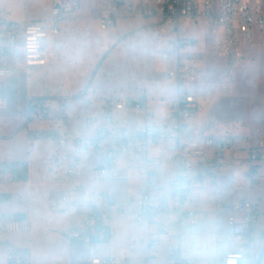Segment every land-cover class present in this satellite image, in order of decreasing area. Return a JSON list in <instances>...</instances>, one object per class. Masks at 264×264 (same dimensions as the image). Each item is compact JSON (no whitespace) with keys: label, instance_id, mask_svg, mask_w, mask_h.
Segmentation results:
<instances>
[{"label":"built area","instance_id":"built-area-1","mask_svg":"<svg viewBox=\"0 0 264 264\" xmlns=\"http://www.w3.org/2000/svg\"><path fill=\"white\" fill-rule=\"evenodd\" d=\"M79 7V0H52L49 20L25 23L14 21L6 9L0 8V85L29 68L45 66V40L51 34L58 35L63 21ZM131 19L155 20L156 32L165 41L161 57L163 76L176 83V95L156 99L165 111L163 123L153 122L157 113L150 105L147 88H141L135 96L86 98L82 134L66 129L75 98H33L29 103L31 120H48L55 102L57 118L64 128L58 136L47 139L55 152L51 164L55 169H64L69 185L53 210L80 218L82 225H69L61 234L71 246L86 251L81 264H129L127 256L110 249L112 216L128 211L134 214L139 227L152 230L151 245L167 248L171 264H242L243 253L228 250L226 241H220L216 253L204 259L187 258L183 253L184 234L210 220L208 212L198 208L200 190L222 191L229 156L241 143L246 144L247 152L244 185L250 189L264 188V132L239 137L214 130L203 132L193 126L192 120L200 111L195 86L203 74L194 58L197 41L184 32L196 31L203 19L209 32L218 37L216 49L227 73L233 75L256 33L264 31V10L258 0H219L216 9L212 0H204L201 8L195 0H143L138 4L105 0L99 24L102 30H114L119 21ZM14 61L22 66L12 65ZM129 112L142 115L144 123L128 124L125 114ZM73 118L80 116L75 113ZM161 143H166L169 160L176 166L175 176L168 184L162 180L157 159L150 155ZM126 155L142 162L137 194L125 207L110 204L106 210H100L98 204L111 203L112 196L108 192H92L82 182H73L86 157L93 162L91 180H120L118 162ZM5 199L0 195V201ZM214 212L226 213L228 224L240 227L236 237L247 247L257 241V233L264 226V208L257 200L217 197ZM31 228L29 219H0L1 234L28 232ZM6 261L24 264L25 258L22 251L8 249Z\"/></svg>","mask_w":264,"mask_h":264},{"label":"rangeland","instance_id":"rangeland-1","mask_svg":"<svg viewBox=\"0 0 264 264\" xmlns=\"http://www.w3.org/2000/svg\"><path fill=\"white\" fill-rule=\"evenodd\" d=\"M46 3L47 0H0V4L9 5L12 8V19H25L31 14H38L39 11L46 9L44 8ZM81 3L80 14L84 13L85 17L80 24L84 29L74 27L72 35L71 29L69 30L74 58L69 57V64L62 56L63 63L59 72L50 73L48 76H38V83L46 86V93H52L53 90L56 93L60 83L61 93L74 95L71 98L88 95L97 99L95 97L130 95L144 86L153 97L173 96L174 81L166 80L163 76L165 67L161 57L165 41L157 34L156 25L150 24L147 19H132L119 23L115 31L102 30L97 13L105 0H81ZM258 5L264 10V0H258ZM13 9L20 12L22 16L17 15L18 13ZM129 27L133 28L126 30ZM124 30H126L125 35L121 33ZM109 41L112 43L105 45V42ZM67 54H70V50L65 53ZM245 54L244 61L234 70V74L230 75L225 69L221 53L213 46L210 38L206 45H201L199 48L195 61L201 68L203 76L199 92L195 90L200 107L195 123L201 129L207 132L214 130L218 133L235 134L239 137L254 136L258 131L264 132V31L256 33L254 40L247 46ZM102 58H104L103 62L97 70ZM77 105L82 108L81 102ZM156 112V121H163V111ZM35 121L41 126L44 125L42 120ZM46 137L45 134L35 137L43 142L38 145L35 151L36 156L31 159L34 162L38 157L44 158L45 162L47 156L51 158L54 153V149L48 146ZM6 150L8 158L12 161H1L6 162L2 166L13 169L18 165L27 164V144L24 137L15 138ZM46 163L48 164V161ZM245 166H247L246 160ZM232 170L235 175V184L234 189L227 195L255 197L257 193L250 192L248 187L243 185V168L235 165ZM126 173L127 182L111 184L102 181L95 184L96 188L115 193L117 201L123 203L129 195L133 194L136 185L134 174L124 171V174ZM36 183L32 185L35 189H31L29 193L38 198ZM8 185L9 181L0 177V190ZM30 200L34 199L32 197L14 199L21 207L30 205ZM44 212L42 218L44 222H47L46 224L52 225L51 233L60 239L58 244L52 245L48 237L44 235L45 226L35 227L33 221L30 231L7 234L6 237V240L15 247H28L31 264H53L54 258L51 253L57 254L68 249L67 243L60 234V230L67 223L66 218L57 212L48 214L46 210ZM132 226L130 216L119 214L113 216L115 236L121 243H125L127 237L126 235L119 237L120 230L123 228L127 233L133 230ZM30 239H34L33 242L39 249L35 250V257L28 244ZM9 241L0 239L2 245ZM24 250L23 255L27 256L28 251ZM2 251L7 250L2 248ZM0 258H3L2 254ZM24 264H29L27 257ZM156 264H167V257L159 256Z\"/></svg>","mask_w":264,"mask_h":264},{"label":"crops","instance_id":"crops-1","mask_svg":"<svg viewBox=\"0 0 264 264\" xmlns=\"http://www.w3.org/2000/svg\"><path fill=\"white\" fill-rule=\"evenodd\" d=\"M133 4H138L143 0H127ZM196 3L201 8L202 2L204 0H195ZM213 7L216 9L219 4V0H212ZM80 7L77 11L71 14L63 23L61 24V30L58 35L51 34L44 42L45 55L47 58V64L45 66L40 67H32L29 68L19 75H14L8 77L2 85H0V177L5 178L9 181V185L7 187H2L0 190V195L5 196L4 201H0V219H29L34 222L35 227H44V235L48 237V241L52 243V245H56L59 243L60 239L55 237L53 233H51L52 225L46 224L44 222L43 214L46 210L47 213L56 212L53 210V206L62 193L68 188V184L65 181V173L64 169H55L51 164V158L47 156L45 162L44 158L39 159V157L35 160H31L36 156L38 145L43 142L36 136H41V134H45L46 142L49 137H56L60 133L64 131L62 121L57 118L56 112V103L52 102L51 104V115L52 117L48 120H40L44 125H39L35 120H31L29 118V103L33 98H58V97H72L74 95H63L61 93V85L58 83L57 92L53 90L52 93H46V86L42 85L39 82V77L42 75L48 76L50 73H55L56 71H60L62 67V56L64 60L69 62V57L74 58V54L71 51V39L69 37V30L71 29V35L73 34L72 28L84 29L81 27V20L84 18V13L80 14L82 11V3L79 0ZM104 4L100 6V10L97 14L99 17L104 12ZM0 8L6 9L11 17L12 8L9 5L0 4ZM46 9L43 11H39L38 14H31L28 18L25 19H13L16 22L25 23L30 21H47L51 18V8H52V0H47L45 4ZM14 12L18 13L17 15L22 16V14L13 9ZM98 17V20H99ZM12 19V18H11ZM132 20V19H131ZM131 20H122L119 23ZM149 20L150 24L154 23L156 25L155 20ZM118 24L116 25L117 30ZM148 25V24H143ZM134 27V26H133ZM131 27V28H133ZM130 27L126 30H130ZM126 30L122 31V34H126ZM185 36L193 37L197 41V47L194 52L195 55L199 52V48L201 45H206L208 39L210 38L213 46L216 48V41L218 37L213 36L206 26L203 19L199 21V28L196 31L186 30L184 32ZM109 45L112 43L111 41L105 42V45ZM70 50V54L65 55L66 52ZM217 50V49H216ZM223 59V58H222ZM196 62V61H195ZM12 65H17L19 67L22 66L21 62H11ZM198 65V64H197ZM199 66V65H198ZM59 81V79H58ZM60 82V81H59ZM175 84V93L171 97L173 98L176 95V83ZM201 85V81L195 86V90L199 92ZM141 88H146L141 87ZM135 93L128 94L125 96H135L138 91ZM122 95V94H121ZM197 95V94H196ZM112 96V95H110ZM108 96L95 97L97 99H101ZM86 98L94 99L88 95L84 97L75 98L73 108L71 111V118L67 122V130L70 132H74L77 134H82L85 131L84 125V116L86 115V109L84 107V100ZM159 98V97H157ZM156 97L151 96L150 105L154 107L155 111L161 110L163 111V121L157 122V115L154 118L153 122L155 123H163L165 121V111L157 102ZM81 102L82 108H79L77 105ZM77 113L80 118L74 119L73 114ZM157 113V112H156ZM200 113V111H199ZM198 113V114H199ZM124 114H122L123 116ZM128 117V124L131 125H140L144 123V118L142 115L134 114V113H126ZM198 116V115H197ZM197 116L192 120V124L197 130H201L203 132L205 129H201L196 123ZM17 137H24L27 144V156L28 160L27 164L18 165L13 169L7 166H2V164L6 162H1L4 160L12 161V159L8 158L7 148L9 144ZM45 141V139H44ZM55 153V152H54ZM53 153V154H54ZM52 154V155H53ZM246 144L241 143L240 146L229 156V165L226 167L224 171V187L220 193L213 192L212 190L202 189L198 194L199 203L198 208L202 211H207L209 214V222L208 223H200L198 226L188 230L182 240V248L183 253L187 258H194L196 260L204 259L210 256H213L218 248V243L220 241H226V248L231 251L241 252L243 253L245 259L242 264H264V226H261L257 233V241L253 243L251 246L243 245L238 238L236 237V233L240 230V227H231L228 224L229 216L226 213H215L214 212V203L217 197H220L225 200H234L237 198H247L252 200H257L261 207L264 208V188L250 189L248 190L252 193H257L255 197H234L227 195L234 189L235 184V175L233 173V167L235 165L242 167V175L246 168L244 159L246 157ZM150 155L157 159L158 168L161 173L162 180L165 184H168L175 176L176 166L173 162L169 160L170 154L167 150L166 143H161L160 146L152 149L150 151ZM48 161V164L46 163ZM14 162H16L14 160ZM92 160L89 157H86L84 160V166L79 172L78 177L73 182V184L77 182L84 183L87 188L92 192H108L112 196L111 203H103L98 204L100 210H106L108 206L111 204L114 207H125L130 200H132L136 194L139 187V174L138 168L142 166V162L133 158L131 155H126L122 157L118 162V167L121 172L122 178L120 180L111 181L107 183L116 184V183H125L128 181L127 173L124 174V171L128 172V174H134L136 177V185L133 191V194L129 195L123 203H119L117 201V197L115 193L109 192L107 189H97L96 183L98 181H93L90 179V172L92 168ZM36 183V187L38 188L37 193L39 194L38 198H35L31 193V189L33 190V184ZM102 182V181H99ZM104 182V181H103ZM243 182V180H242ZM244 185V183H243ZM35 189V188H34ZM32 197L34 200H30V205L26 207H21L17 202L14 201L15 198H30ZM29 201V200H27ZM63 215L67 223L60 230V234L62 230L69 225H74L77 227H81V220L78 217H68L65 213L57 212ZM11 214V215H10ZM119 215H128L130 216L132 229L129 232H125V229H121L119 233V237L126 235V242L121 243L118 240V237L115 236V231L113 228V216ZM112 216V237L110 241V249L114 252L119 253L120 255H124L128 257L129 264H156L159 256L165 255L167 257V264L170 263V258L168 255V251L166 247L154 246L149 243V237L152 230H146L139 227L136 224L135 216L133 213L124 211L122 213H116ZM9 216H14L10 218ZM41 218V219H40ZM50 223V221H49ZM121 226V224H120ZM40 230V229H39ZM35 233V232H34ZM7 234L0 233V239L3 241L6 240ZM18 237V236H17ZM62 239L67 243L68 249L67 251H60L59 253H51L53 259V264H81V262L86 257V251L84 249L76 248L71 246L66 239ZM34 239L29 240V246L35 257V250H39L38 246H36L33 242ZM3 249H11L15 252L20 251H28V247H15L9 241L2 245L0 243V254H2L3 258L2 263H8L6 261V251L3 252ZM24 248V249H18ZM42 250V249H41ZM164 252V254H163ZM27 260L29 264L30 261V253L28 251L27 256L25 255V261ZM1 263V264H2Z\"/></svg>","mask_w":264,"mask_h":264},{"label":"trees","instance_id":"trees-1","mask_svg":"<svg viewBox=\"0 0 264 264\" xmlns=\"http://www.w3.org/2000/svg\"><path fill=\"white\" fill-rule=\"evenodd\" d=\"M103 59H104V58H102V60L98 63L97 70H98L99 66H101V64H102V62H103Z\"/></svg>","mask_w":264,"mask_h":264}]
</instances>
